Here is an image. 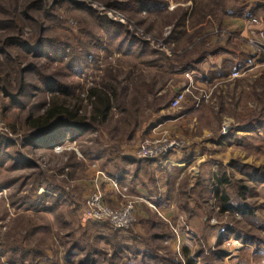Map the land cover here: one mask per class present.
<instances>
[{
    "label": "rangeland",
    "instance_id": "1",
    "mask_svg": "<svg viewBox=\"0 0 264 264\" xmlns=\"http://www.w3.org/2000/svg\"><path fill=\"white\" fill-rule=\"evenodd\" d=\"M128 1L130 0H0L8 11L12 10L9 2H17L23 11L32 3L37 5L35 10L26 12L36 22L20 21L18 36L26 42L37 41L38 27L42 25L46 29L42 36L47 44L43 54L55 53L59 50L58 44L65 45L66 54L76 50L77 56H81L83 46H87L86 50H89L84 62L78 65L74 61L72 68L67 69L64 62L48 60L45 55L31 57L21 49H4L7 53L16 51L20 57L18 71L13 73L10 70L11 63L4 60L6 53L1 44L12 33L9 29L0 28V52L5 53H0V81L4 88L10 86L9 97L0 93V124L5 128L0 130V135L10 142L0 148V247L6 249L7 246L24 244L27 249L41 250L52 257L47 261L41 256L36 259L38 264H74L66 263L63 259V256H68L69 244L78 240L81 235L89 239L90 234H93L89 242H94V247H91L94 252L91 254H94L97 262H108L110 259L108 264H131V259H117L110 245L118 241L123 244L124 238L130 235L133 236L132 240L138 242V246L148 244L146 249H155L157 258L152 260V257L140 255V261L134 259L135 264H184L180 254L187 247L184 244L186 241L191 246L188 250L195 256L196 264H202L204 258L213 252L221 253V256L212 261L214 264H261L264 251V205L259 198L264 197V148L260 145L255 147L260 141L250 140L251 145L241 143L236 149L227 152L223 150L221 158L219 151L206 150L207 161L194 166V171L198 177L201 175L210 182L199 186L197 182L190 183L188 175L184 174L178 183L182 194L176 199L179 205L173 215L163 214L148 198L134 197L133 193H130L132 196L127 195L117 189L123 195L119 206L127 202H133L134 205V221L129 229H111L117 232L116 238L112 239V232L107 230L106 225L82 221L81 208L89 194L95 170L104 166L101 160L95 165L89 159H80V150H92L96 145L95 139L99 142L96 147L102 148V144L109 146L113 155L106 156L112 157L118 152L122 154L127 147H135L137 151L144 138L162 136L183 142L184 150L180 154H186L190 146L188 140L192 138H188L190 126H194L197 133L210 132V136L216 137V132L225 134L230 126L242 128L258 119L261 121L262 118V122L257 121L258 125L264 123V71L258 70L254 78H251L253 74H246L240 76V79H231L232 86L226 89L214 88L213 82H203V90L193 86L188 91L185 90V79H181L180 74L177 75L205 52L212 51L219 45L233 50L244 45L252 52L246 43L251 38L250 32L264 33V30L253 27L256 25L255 20L247 18L246 25L250 28L247 37L242 39L236 28L229 24L235 18H243L242 14L245 15L244 18L249 16L245 14L250 8L248 0H166L164 12L150 14H144L143 10L127 11L115 5ZM175 6L188 7L180 26L175 25L171 15L167 14ZM262 17L264 21V15ZM6 19L8 15L0 14V20ZM175 30L179 32L176 31L174 38ZM27 66H31L32 70L38 71L43 77L67 86L68 90L72 89L73 96L82 99L78 111L80 115L89 108L84 100L87 89L102 78L109 80L113 77L119 84L127 86L124 104L126 110L121 115L119 110H112L110 122L95 129L96 131L79 133L72 139L68 135L65 141L55 144L58 146L56 150H32L28 143L31 135L26 118L28 112L37 115L43 111L45 106L42 101L45 95L33 91V87L42 86L33 71L25 73L23 93L15 97L21 69ZM183 84L186 87L181 90ZM182 91L185 92L184 101L178 107L171 108L170 101ZM191 109L196 113L184 122L179 134L155 131L146 135L145 132L153 122H157V117L162 113L177 116ZM120 119H126V122H119ZM202 139L204 136L200 138ZM224 155L227 160H224ZM10 156L20 161L27 158V162L32 164L29 167H11ZM221 159L225 166H220ZM115 164L120 165V159ZM106 167L111 169L110 164ZM224 176L227 183L223 188L231 201L235 202V182L245 185L244 200L256 208L257 215L243 216L235 211L220 210L217 198L219 193H215V190L218 187L217 181L225 178ZM189 184L194 186L190 191L187 189ZM201 185H205V191L200 188ZM53 190H60L62 198L70 196L69 199H64L63 205H59L61 215L59 210L55 215H37L34 211L23 213L24 207L29 206L36 195L51 197L49 193ZM54 192L57 194V191ZM188 201L201 205L198 214H194ZM141 209L143 213L146 209L150 210L154 213V218L141 223L142 219L137 215V211ZM222 227L224 231L218 234ZM34 228L38 231L31 236ZM168 234L171 237L168 238ZM154 235L161 239H153ZM108 237L109 239H104ZM169 242L174 249H170ZM199 250L203 251L202 256L195 255ZM84 251H80L81 254L74 261L79 262ZM9 254L11 253L0 257V264H20L8 263L5 256Z\"/></svg>",
    "mask_w": 264,
    "mask_h": 264
},
{
    "label": "trees",
    "instance_id": "2",
    "mask_svg": "<svg viewBox=\"0 0 264 264\" xmlns=\"http://www.w3.org/2000/svg\"><path fill=\"white\" fill-rule=\"evenodd\" d=\"M14 1V0H13ZM14 3V4H13ZM9 2L8 4H11L12 10L8 11L5 9V6H3L0 3V14L1 15H8V19L6 20H0V28L1 29H9V32L12 33L11 35L7 36L2 42V46L4 49L13 48L15 49H21L22 51L29 53L31 57L36 56H42L45 55L48 60H57V62L61 63L64 62L65 68L69 69L73 62L76 61L78 65H80L81 62H84L86 55L89 53V50H86V47L83 46V50L81 52V56H77L76 50L74 52H71L70 54H66L65 52V45L58 44L59 47L55 53L53 54H43V49L47 47L46 40L42 36V33L46 31L45 28L42 27V25H39L38 27V38L37 41L32 42H26L25 40L21 39L20 36V21L25 22H36L35 19H33L32 16L26 14L29 13L32 10H35L37 5L35 3H32L31 5L27 6L26 10L23 11L20 9L17 5V2ZM16 3V4H15ZM166 0H130L127 3L124 2V4L117 3L115 4L117 8H121L127 11L132 12H138L142 11L144 14H150V13H161L165 11L166 7ZM36 5V6H35ZM122 6V7H121ZM40 7V6H39ZM20 9V10H19ZM24 9V8H23ZM188 7L186 6H175L171 10L167 12V14L171 15V19L173 20V23L175 25L180 26L181 22L184 21V18L187 15ZM180 11V13L177 14V12ZM241 10L240 12H242ZM251 10L249 8L248 11L245 12V14L251 15ZM243 17L245 16L242 14ZM48 17V14L46 18ZM20 25V26H19ZM12 29V30H11ZM177 30H175L173 37L175 38V33ZM179 32V31H177ZM16 34V35H14ZM36 49L34 50V48ZM49 47V46H48ZM5 51V50H4ZM4 53V52H0ZM6 53V54H5ZM5 62L11 63L12 72L15 73L18 71V66L21 64L20 57L17 54L16 51H10L7 53L5 51ZM65 53V54H64ZM68 53V52H67ZM212 53V51H207L203 55L200 56L191 66H187L185 70H193L195 66L198 65V63L205 57L207 54ZM14 56H10V55ZM65 55V58L63 59V56ZM48 57H51L52 59H49ZM2 63L4 62L1 60ZM72 68V67H71ZM107 68V66H106ZM35 72L37 74V78L39 81H41L42 86H35L33 87L34 92H39L40 94L45 95L43 97V105L45 106L43 111L40 114L33 115V113L28 112L27 118H26V125L28 128V131L30 132V139L29 142L31 149H42V150H49L51 151L52 147L58 142L62 143L65 141V138L68 137V135L72 138L77 137V135L80 133H86L88 131H92L95 129H100L99 127L108 124L112 118V110L117 109L120 111V115L125 112L126 108L124 106L125 98H126V90L127 86L123 84H119V82L116 81L115 78L110 77L109 80H106L102 78L98 83H93L86 91V96L84 98L85 102H87V108L84 110L83 114L80 115L78 112L82 99L78 98L77 96H73L72 89L68 90V87H64L62 84H59L56 81L51 80L49 77H43V75H40L36 70H32L31 66H27V68L21 69V78L19 82V87L17 92H15V97H18V95H21L23 93V87H24V75L27 72ZM13 72V73H14ZM4 75L7 76L6 73ZM43 78H46L47 80H44ZM8 85V84H7ZM7 88L3 87V82L0 81V93L3 94L4 97H9V85L5 86ZM47 95V96H46ZM14 97V98H15ZM126 122V119H120L119 122ZM256 121V120H255ZM150 129V127L148 128ZM96 131V130H95ZM3 136L0 135V148H2L8 140L3 139ZM127 137H130L127 135ZM128 140L130 138H127ZM12 142V141H11ZM94 142L96 143L95 147L90 149H82L80 150V159H89L94 164H97L99 160L103 161V167H101L102 170H104L107 175L111 178H113L115 181L119 182L123 180L124 171L123 168L126 164L132 163L133 166L137 167L141 162H148L150 160L146 159H130L126 158L123 154L118 152L114 157L112 156H106L108 154L113 155V152L108 149L109 146L102 144V148L96 147L98 142V139H95ZM10 144V142H8ZM74 156V153H72ZM106 156V157H105ZM75 157V156H74ZM11 160V167L18 166V165H26L27 167L30 166V162L27 158H23V160L20 161L14 159L12 156L9 157ZM120 159L121 164L117 165L115 164L116 160ZM110 164L111 169H107L106 165ZM112 164V165H111ZM69 166V165H68ZM226 176V175H225ZM224 176V177H225ZM217 190H215V193H219V196L217 197L220 203V210L223 212H229V211H235L236 213H239L240 215L246 216L248 213V205L244 200V191L246 189L245 185L238 184L239 182H235L233 188H234V194H235V202H232L230 196L225 192L224 184L227 183V179L221 178L217 181ZM57 191V194H55ZM60 190H53L49 193L50 196L43 197L42 194L36 195L35 199H31L29 202V206L24 207L23 213H28L31 211H34L36 213L34 214H53L58 212L61 215V208L59 205H63L64 199L68 198L69 195L66 196V198H62V194L59 192ZM217 196V195H216ZM51 199V201L49 200ZM73 201V200H72ZM66 205V204H65ZM32 213V212H31ZM55 217V216H54ZM108 231H111V228L108 227ZM38 229L34 228L31 231V236H34ZM111 238L113 239L116 236V231H111ZM84 234V233H83ZM85 235V234H84ZM87 235V234H86ZM91 236L93 234H90ZM86 239V236H82L78 240H73L69 244V248L67 249V253L69 254L73 250H79L84 251L82 253L83 257L80 258L81 264H87L90 262L96 263V259L93 258L94 254H91L94 252V250L91 248L93 245V241L89 242L92 238ZM84 237V238H83ZM88 237V236H87ZM153 239H161L158 235L152 236ZM166 237V236H165ZM167 237H171L169 234ZM166 237V238H167ZM116 238V237H115ZM165 238V239H166ZM104 239H109L104 238ZM84 241V242H83ZM121 242L118 241L117 243L110 244L114 250L113 255H116L117 259L124 257L126 254L124 253V249H126L123 244H120ZM143 246V245H142ZM146 246L148 244L144 245L142 250L141 246H138V242L136 240H133L132 245L130 247H127V249L130 252H133L135 254L136 252H140L141 255H147L149 258L152 257V260H157L155 257V249H146ZM94 247V246H93ZM152 247V246H151ZM148 248V247H147ZM92 249V251H91ZM150 251V252H149ZM7 253H11L15 257L13 258L11 254L9 256H5L8 263H20V264H35V260L41 256L44 255V251L41 250H33V249H27L26 245L21 244L17 245L16 247L7 246L6 249L0 247V257H3ZM151 253V254H149ZM81 254V253H78ZM124 255V256H123ZM182 258L184 259V264H196L195 256L193 257V254L190 253L187 247H184L181 251ZM196 256H202L203 251L199 250L197 253H195ZM217 256H221L220 252H213L208 257H203L204 262L202 264H214V259ZM115 257V256H114ZM93 258V259H92ZM129 259V258H127ZM26 260V261H25ZM161 261H164L160 259ZM111 260L109 259L108 262ZM261 264H264V251H263V259L261 261Z\"/></svg>",
    "mask_w": 264,
    "mask_h": 264
},
{
    "label": "crops",
    "instance_id": "3",
    "mask_svg": "<svg viewBox=\"0 0 264 264\" xmlns=\"http://www.w3.org/2000/svg\"><path fill=\"white\" fill-rule=\"evenodd\" d=\"M248 3L250 4V10L251 15H249L246 18H235L230 21L229 24L233 26V28H236L239 37L244 39L247 37L248 29L250 26L246 25L247 18L250 20H255L253 27L261 28L264 30V21L262 15H264V0H248ZM261 14V15H260ZM252 17V18H249ZM249 51V52H248ZM258 62H260V56L259 54L255 52H251L247 48H245L244 45L237 49H227L226 47H223L222 45L217 46L216 49L212 50V53L207 54L197 65L196 68L193 70H185L182 73H178L179 77L182 79H185L186 86L191 82L197 89H204L203 82L205 83H211L213 82L214 88H220V89H226L228 87L232 86V80L230 79L229 75L233 70L237 69H246V72L243 75L250 74L252 75L251 78H254L256 76V73L258 70L264 71L263 68H261L258 65ZM187 75V76H186ZM250 77V76H249ZM212 79V80H211ZM240 79L236 78L233 79L237 80ZM231 82V83H230ZM184 83V84H185ZM183 84V85H184ZM185 85L181 87V90L186 87ZM195 110L191 109L188 112L181 113L177 116H168L164 113L161 114V116L157 117V122H153L150 129H148L145 133L146 135H151L157 132H177L178 134L183 129L184 122L188 120V118L191 117V115ZM258 122H262L259 119ZM251 122L248 123L247 126L242 128H236L233 126H230L227 128V131L225 134H219L215 133L216 137L210 136V132H205L203 134L197 133L196 128H193L194 126H190L188 129V138L190 146L187 148L186 154H171L169 156H165L164 158H160L157 160H150L147 163L141 162L137 167L133 166L132 163H128L124 166L123 171V180L117 182L113 178L109 177L107 173L102 170L98 169L95 170L94 178L92 179L93 182L99 184L101 186L102 192H103V202L105 205H107L110 208H116L121 204V197L123 196L118 190L111 184L110 181H113L118 188H124L125 194L133 193L134 197H145L150 200L153 204H155L159 210L169 216L173 215L175 213L176 207H178L177 198L180 197V188L178 187L179 181L183 178L184 174L188 175V178L190 179V183H198L200 184H207L210 182L208 178H204L203 176H197V173L194 171V166H200L205 161H207L206 156V150L213 149L216 152H220V158L222 157V152L225 150L226 152L228 150L236 149L239 144L245 143L247 145H251L250 140L252 141H260L261 143L258 144L259 147L262 146V149L264 148V123H261V125H258V122ZM176 128H180L179 130ZM185 130V129H184ZM247 131V132H246ZM191 134L193 136H191ZM204 136V139L200 140L202 136ZM256 145V144H255ZM254 146V144H253ZM212 147V148H211ZM225 153V152H224ZM122 154L126 158L130 159H136L139 160L136 157V149L134 148H125ZM224 160H227L226 155ZM224 160L221 159L222 162H220V166H225ZM96 165V164H95ZM189 173H191L189 175ZM208 179V180H205ZM196 185L197 187H199ZM205 185L200 188L205 191ZM193 185L189 184L187 186V189L190 191L193 189ZM262 186H260L261 188ZM203 191V192H204ZM202 192V193H203ZM201 195V194H200ZM203 195V194H202ZM201 195V196H202ZM132 196V195H131ZM200 196V197H201ZM204 196V195H203ZM202 196V197H203ZM259 200L264 205V197L259 198ZM189 202V201H188ZM197 203V202H196ZM192 205V206H191ZM248 205V213L247 215H257L256 208L254 206ZM189 206L192 207L194 214L200 212L201 205H194L189 202ZM146 208V207H144ZM150 210L146 209V212L143 213L142 209L137 211V215L141 217V223L144 220L147 222V220L151 219V217L154 218V213H150ZM139 227V226H138ZM137 227V230L140 229ZM133 236H126L124 240L122 241L123 246L126 247L124 249V253L126 254L123 258L127 260V258L131 259V264L134 263V259L136 261H140V252H136L134 255L127 249V247H130L132 244ZM135 240V239H134ZM187 242V241H186ZM186 242H184L185 246L189 249L191 246H189ZM170 249H174L171 242H169ZM142 248L143 247H138ZM173 251V250H172ZM174 252V251H173ZM80 253L79 250H73L68 254L70 258H65L63 256V259L66 260V263H78L77 260L74 261V259L77 258V256ZM175 253V252H174ZM132 255V256H131ZM43 257L48 261L52 257L50 254L45 253ZM79 257V256H78ZM94 258V257H93ZM92 258V259H93ZM121 258V259H123ZM37 259H40L37 258ZM68 259V260H67ZM80 261V259H79ZM135 261V262H136ZM35 264H38V260H35ZM87 264H93V262L87 263ZM94 264H108L107 261H100L96 262ZM141 264V263H140Z\"/></svg>",
    "mask_w": 264,
    "mask_h": 264
},
{
    "label": "built area",
    "instance_id": "4",
    "mask_svg": "<svg viewBox=\"0 0 264 264\" xmlns=\"http://www.w3.org/2000/svg\"><path fill=\"white\" fill-rule=\"evenodd\" d=\"M251 38L246 40L247 46L260 56V62L258 65L264 69V33L263 32H250ZM246 72V69L233 70L229 77L230 79L238 78ZM187 76V75H186ZM194 85L189 82L186 89ZM185 92H178L170 101V107H178L185 99ZM5 130L0 124V130ZM58 146L54 145L53 150H56ZM184 150V143L180 140L168 139L165 137L159 138H144L137 147L136 157L138 159L157 160L171 154H180ZM111 184L121 191H125L124 188H118L117 185L110 181ZM121 193V192H120ZM1 195V193H0ZM142 200V198H140ZM147 203V202H146ZM151 208L156 209L154 205L147 203ZM81 219L83 222L89 223H102L107 227L125 231L129 229L134 221V205L133 202H127L117 208H110L103 202V192L101 186L95 182H92L88 196L85 198L83 206L81 208ZM224 228H220L218 234H221ZM177 234V231H175Z\"/></svg>",
    "mask_w": 264,
    "mask_h": 264
}]
</instances>
